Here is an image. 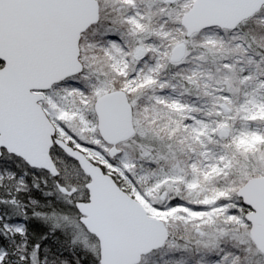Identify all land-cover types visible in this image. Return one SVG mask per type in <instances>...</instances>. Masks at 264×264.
Masks as SVG:
<instances>
[{
  "label": "snow or ice",
  "instance_id": "1",
  "mask_svg": "<svg viewBox=\"0 0 264 264\" xmlns=\"http://www.w3.org/2000/svg\"><path fill=\"white\" fill-rule=\"evenodd\" d=\"M0 264H264V0H0Z\"/></svg>",
  "mask_w": 264,
  "mask_h": 264
}]
</instances>
